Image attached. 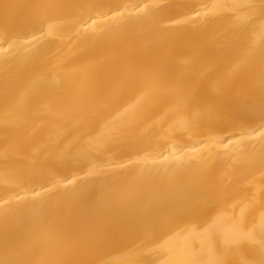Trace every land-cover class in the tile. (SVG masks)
I'll list each match as a JSON object with an SVG mask.
<instances>
[{
	"label": "bare ground",
	"instance_id": "1",
	"mask_svg": "<svg viewBox=\"0 0 264 264\" xmlns=\"http://www.w3.org/2000/svg\"><path fill=\"white\" fill-rule=\"evenodd\" d=\"M0 264H264V0H0Z\"/></svg>",
	"mask_w": 264,
	"mask_h": 264
}]
</instances>
